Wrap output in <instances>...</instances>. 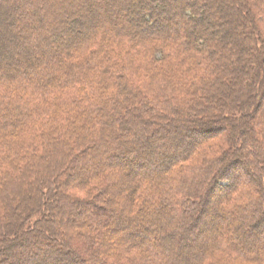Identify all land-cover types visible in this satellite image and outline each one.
<instances>
[{"label": "trees", "instance_id": "1", "mask_svg": "<svg viewBox=\"0 0 264 264\" xmlns=\"http://www.w3.org/2000/svg\"><path fill=\"white\" fill-rule=\"evenodd\" d=\"M0 264H264V0H0Z\"/></svg>", "mask_w": 264, "mask_h": 264}, {"label": "rangeland", "instance_id": "2", "mask_svg": "<svg viewBox=\"0 0 264 264\" xmlns=\"http://www.w3.org/2000/svg\"><path fill=\"white\" fill-rule=\"evenodd\" d=\"M116 200H118V204L119 203H123L124 205H125V199H124V197H118V199H116ZM123 207V206H122ZM65 208V209H64ZM63 212H66L67 211V209H66V206H63ZM94 211H96V208H94ZM70 212H72V214H77V211L76 210H74V211H70ZM69 212V213H70ZM103 218V217H102ZM217 220H219V217L217 218ZM134 224V223H133ZM66 231V230H65ZM211 231V226H209L208 228H207V230L204 232L205 234H209V232ZM67 232V231H66ZM224 233V232H223ZM174 240V239H173ZM173 247H174V245H173Z\"/></svg>", "mask_w": 264, "mask_h": 264}]
</instances>
